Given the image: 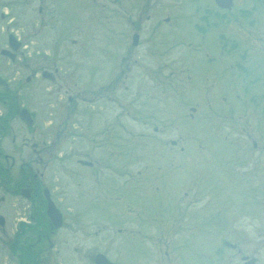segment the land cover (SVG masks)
Returning a JSON list of instances; mask_svg holds the SVG:
<instances>
[{"label":"rangeland","instance_id":"obj_1","mask_svg":"<svg viewBox=\"0 0 264 264\" xmlns=\"http://www.w3.org/2000/svg\"><path fill=\"white\" fill-rule=\"evenodd\" d=\"M94 1L0 0V75L9 81L11 94L15 95L19 105L27 107L40 125L50 124L54 129L52 132L57 133L68 128L67 122L71 124L68 120H78L77 126L81 129L93 120L90 124L92 130L97 128L93 133H97L102 128V120H129L128 107L124 103L133 97L140 98L136 103L138 107L142 109L143 106V112L139 109L135 114L136 120L148 125L132 127L136 135L140 133L132 142L138 145L135 155L133 151L129 152L125 142L120 143L116 152L120 168L132 162L137 166L116 171V175L112 170L104 169L102 177L100 172L77 163L82 153H76L74 157L72 152L70 157L67 151L71 141L72 145L81 142L87 152L95 147L94 155L109 146L96 148L90 139L92 136L83 140L80 135L76 141L62 135L56 136L50 145L47 141L49 148L46 150L43 145H34L36 141L30 135L33 130L18 115L10 119V129L2 140L4 152L18 163L28 162L40 180L55 189V198L62 210L80 214L81 223L91 224L93 234L100 227L105 228L97 235L85 237L82 228L77 231L79 226L72 227L70 244L60 252L63 259L69 264H94L95 253L102 251L116 264H243L244 256L257 257L264 264V57L257 61L263 71L257 91L261 99L258 107L252 109L251 95L242 89L231 88L228 73L218 74V81L199 75L192 58L202 55L205 40L191 32L189 20L183 22L180 19L165 24L167 31L157 34L161 44L150 50L153 59H147L148 65L139 59L135 70L129 69L120 76L128 79L124 84L127 87L120 85L118 98L114 93L110 96L112 99L107 98L110 93L107 92L105 98L110 104L105 108L103 103L107 100L102 101L100 85H110L116 75L108 74L109 69L107 66L102 68L100 60L105 58L106 65L111 64L114 51H128L130 40L126 37L132 30L114 17L112 8L100 11L92 5ZM237 2L259 7L253 12L255 23L249 24L253 28L244 35L252 53L256 54L252 44L254 39L262 43L258 53H264V0ZM162 3L170 9L174 4L185 8L190 2L162 0ZM172 10L178 12L181 9L175 7ZM9 34H16L24 44L15 61L1 54L2 49L9 48ZM154 34L155 31L145 30L143 50L153 45ZM182 57L184 59L180 60ZM145 66L149 69H144ZM45 69L54 74V82L42 76ZM191 69L198 78L192 75ZM28 77L30 81H27ZM8 109L0 102L1 114ZM51 127H46V134ZM155 127H163L165 134L157 136ZM245 132L249 139L245 138ZM96 138L102 139L101 136ZM172 139L185 145V155L191 158L188 163L200 174L201 190L198 188L194 203L198 217L207 219L216 214L221 220L225 216L223 231L212 226L207 235L188 236L178 232L176 217L180 195L171 184L164 185L162 180L155 178V175L160 178L173 171V184L176 182L179 159L176 151L179 147L171 144ZM255 142L257 148L251 146ZM39 157L42 160L38 162ZM109 158L113 159L112 156ZM161 164L163 171L157 167ZM145 165H148L147 169ZM189 169L193 171L191 167ZM99 180L107 181V185L117 181L120 192L115 194L107 185L103 192L98 191L102 190L98 186ZM164 180L171 181L167 176ZM131 184L133 189L136 186L145 188L138 189L136 197L140 199L130 206L127 197H134ZM68 188L73 191L71 195H66ZM117 196L122 198L117 200ZM184 202L187 206V200ZM29 203L20 196L7 194L0 187V215L7 220V225L0 224V264H15L4 245L8 234L11 237L15 229L17 213L28 211ZM155 208L160 209L159 215L168 214L169 219L163 226L167 232H159L155 228L157 224L149 228L141 221L130 219L126 224L134 230L132 235L117 233V228L111 226L115 219L124 221L131 213L153 215L151 210ZM193 239L197 241L194 248ZM223 239L237 244V249H226L224 255L216 257L212 249ZM74 247L78 250H72ZM166 250L168 255H165Z\"/></svg>","mask_w":264,"mask_h":264},{"label":"flooded vegetation","instance_id":"obj_2","mask_svg":"<svg viewBox=\"0 0 264 264\" xmlns=\"http://www.w3.org/2000/svg\"><path fill=\"white\" fill-rule=\"evenodd\" d=\"M231 1V6L222 7L217 0H189L190 3L185 8L183 6H180V4L172 5L173 8L177 7L181 9L178 12L172 10L173 8L167 9L165 3H162V0L94 1L95 4L93 2L92 5L98 7L100 11H102L103 8H112L111 12L115 14L114 17L122 20L123 24L128 25L132 30L131 35H129V37H126V39L130 40L128 51L124 50L122 53L114 51L112 53V59H110L112 60L111 64L108 63L106 65L105 58L100 60V62L102 63V68H106L107 66V68L109 69L108 74L116 75L112 81L110 80V85L106 87H102L100 85L102 101L106 99L105 96L107 95V92H110L108 93L107 98L112 99V97L110 96H112L113 93L116 94L118 98V90L120 89V85L121 87H124L126 80H128L125 78H121L120 76L123 73H126L129 69H132V71L135 70L133 68L136 66V63L137 61H139V59L146 62L148 65L147 59L152 58L150 50L152 51L153 47H157L161 44V38H157V34L163 33L162 31H167L164 25L173 24L181 21L180 19H183V22L189 20V25L191 26L190 30L193 34L196 33L197 35L202 36L205 40V45L201 49L203 52L202 55L195 57V59L192 58V63L194 61V63L196 64L199 75L203 77H209V79H211L210 77H213L214 81H218V74H221L223 72L228 73L229 86L231 85L230 87L233 89H242L244 92L249 93L251 95V102L253 103V107L250 108L256 109L261 99L260 95L258 94L260 90L258 81L260 75L263 73V71L259 69L257 61L260 57H264V53H258L262 48V43L255 41V39L252 44L253 47H255V49L253 48V50L256 52V54L252 53L248 38L244 35V33H246L248 29L253 28L250 27L249 24L253 25L255 23L256 19L255 16H253V12L258 11L259 7L254 5L243 6L241 4H238V0ZM183 14H185V16L182 17ZM147 29H150L151 32L155 31V34L153 35L154 40L152 41V46H150L146 50H143V35L145 34V30ZM136 36L138 38L137 41H135ZM155 38L157 40H155ZM183 59L184 58L182 57L180 60ZM161 62L164 64V67H167L166 63H164L163 61ZM146 66L144 67V69L146 68L148 70L149 67ZM159 67H162V64ZM163 70L164 69H162V71ZM191 70L193 72L192 75H195V77L198 78V76L194 73V70ZM159 71H161V69ZM55 72H58V69L55 68ZM28 80H30V78ZM126 87L127 86H125V88ZM195 87L196 91H199V87ZM138 99L140 98L133 97L132 99L127 100L128 103H124V105L128 107L126 113L128 114L127 118L129 120H102V128L99 129L97 133H93V130L97 128L94 127V129L92 130L91 124L93 123L91 122L93 120H89L90 122L86 123L82 129L77 126V123H79L78 120H68L71 122V124L67 122L68 128L64 129L63 131L60 130L57 133L52 132L54 131V129L50 124H48L46 127L51 128L49 129L47 134L45 133L46 127H44L43 124L40 125L35 120L33 132L30 133V135L36 141L34 143L35 146L43 145L46 150L49 148L47 146V141H49L48 145H50L52 143L51 141L53 139H56V136L61 137L62 135H65L67 137L69 136V139L73 138L72 140L76 141L79 140L80 135L81 137L83 136V140L92 136L93 138L90 139L93 140L92 142L94 146H96V148L104 149L103 147H109L105 151H100V153L94 155L95 152L93 153V149L95 147H92L90 152H87L84 150L81 142H77L76 144L72 145L71 141V145L69 147V150L67 151V155L71 157L73 152V155L75 157L76 153H82L80 155L81 157L77 159V163L79 165L84 166V168H90L100 172L99 176H102L104 169L112 170V174L116 175L122 168V166L120 168L119 155H117L116 153L118 148L120 147V143L125 142L129 146V152L132 153L133 151L132 154L135 155V153L138 151V145L133 144L132 142L135 140V138L138 137L140 133L136 135L132 127L135 128V125L143 127L148 126H144V121L139 122V120H136L138 119V117L135 114H137V112H139L140 110H142L143 112V106L141 109L140 106L138 107L136 105ZM106 100L107 103H103L105 108L110 104V100ZM121 107L124 108V106L122 105ZM57 129L59 130L60 127H57ZM78 130L80 131L78 132ZM154 133L157 136H162L163 134H165V130H163V127H155ZM98 136H101L102 139L96 138ZM246 136L247 135L245 132V138ZM140 137V139H143V136ZM3 138L4 137H0V171L6 174L8 173V176L0 175L1 178H4L3 181L5 182L4 186H0L3 187L7 194L11 196L18 193L17 189L19 185L22 186L21 188L30 186L33 189V197L29 200V210L17 213V217H15V229L13 230L11 237H9L8 234V238L5 241L4 248L8 252V257H11L15 264H69V262L63 259V255L60 252L64 249V246L70 244L72 227L79 226L76 228L77 231H79V228H82L81 231L84 233L83 236L87 237L89 236L88 234H93V232L90 231V229L92 228L91 224H86L85 222L81 223L80 214H68L67 212H63L62 224L59 228H56L55 224L47 213V201L44 195V189L48 186L46 187L42 180L37 179V174H33V176L30 174V171L34 170L33 167L28 164V162L26 163L25 160H22L18 163L14 157L4 152L1 143V140H3ZM247 138L249 139L248 136ZM170 142L174 147H179L178 151H176L179 157L178 164L176 165V182L175 184H173L174 175L171 174L173 171L169 174L165 173L164 175L167 176L168 180L171 181H163L164 176L159 178L155 175V178H158L159 181L162 180L161 183H163L164 185L171 184L172 189L175 190L176 188L178 191V195H180L177 205L178 214L176 217L178 222V232L183 234L186 233L188 236H197L200 233L201 235H207L212 226L216 228L215 230L220 229L221 231H223V229H225L226 227L227 220L225 216H222L221 220L217 218L216 214L207 219H201L198 217V213L194 207V203L199 191L198 188H200L201 190V187L198 183L200 181V174L188 163L191 158H188V156L185 155V152L187 150L185 145H180L178 140L174 139L170 140ZM53 143H57V141H54ZM244 145L248 147V144L244 143ZM251 146L257 148V142H255ZM105 154H107L108 157L105 156ZM85 156L89 158H82ZM110 156L113 157L112 160H110ZM186 157L188 158L187 161L185 160ZM52 159L53 158H51V160ZM41 160L42 159H40L39 157L37 161L39 162ZM33 163L36 164V162ZM135 166L137 165H135L134 162L130 163L127 166L123 165V167L127 169H131ZM162 166L163 164L158 165L157 167L159 168V170L163 171ZM26 167H29V169L25 170ZM145 167L147 169L148 165H145ZM189 167L192 168V172ZM184 170L186 171V173ZM14 171L17 172V175H15ZM116 171L118 172L115 173ZM9 174H11V176ZM160 176H162V174H160ZM9 179L12 181V183L9 182ZM26 179L31 180V183H27L28 185L23 184L27 182ZM110 182L111 185H107L105 184L107 183V181L104 182L99 180L98 186L100 185L102 190L98 191L103 192L104 186L106 187L107 185V188L110 191H114L115 194L119 193L120 191H117L118 187L116 186L117 181ZM141 184L143 183L141 182ZM130 186L131 190L134 191H132L134 195L133 198L127 197V199H129V205L131 206L132 204H137L136 199H140L136 197V192H138V189L142 190L145 187L136 186V188L133 189L132 184ZM48 188L50 190L52 200H57V197L55 198V189L51 187ZM157 189H159L158 186ZM68 191L69 192L66 195H71V193H73L71 189H69ZM101 192H98V194H102ZM118 197L122 198L121 196H117V200H119ZM58 200H60V198H58ZM185 200H187V206H185ZM2 201H4V198H2ZM56 203H58V201ZM136 210L137 208L135 209V211ZM158 210L160 209H152L151 213L153 215H138L137 212H135V214L131 213L130 217H128V219L124 221L115 219V223H113L111 226L117 228V233L126 234L127 236L132 235V232L134 230H130L129 227H127L128 225L126 224V222H129L130 219L133 222L141 221L140 223H143V225L149 228H153L152 226H155L157 224L155 228L159 232H167L163 229V226L169 219L167 217L168 214L159 215ZM76 216L78 217V219H75ZM77 220H80V223L77 222ZM71 222H74L77 225L72 224ZM1 225H7L6 217L4 218V223H1ZM101 229L102 228L100 227L97 232L101 231ZM138 232L141 233V230L139 229ZM96 233H94L93 235H95ZM200 237L201 236L197 238L200 239ZM195 240L196 239L192 240L193 248L196 247L197 241ZM220 242L221 243H219V246L217 244L218 247L215 245L212 249L213 254L216 257H219L220 254L224 255L226 253V249H237V244L235 246L228 245V240L226 239H223ZM198 243L197 245H199ZM72 250L77 251L78 247H74ZM168 254V250H166L165 255ZM258 263L263 264L259 258Z\"/></svg>","mask_w":264,"mask_h":264},{"label":"water","instance_id":"obj_3","mask_svg":"<svg viewBox=\"0 0 264 264\" xmlns=\"http://www.w3.org/2000/svg\"><path fill=\"white\" fill-rule=\"evenodd\" d=\"M218 3L222 6V7H226V6H231L232 1L231 0H217ZM137 36L135 37V41H137ZM10 46L12 47V49L14 51H18L21 47V43L16 40V38L11 35L10 36ZM2 54L3 55H7L9 56L12 60H15L16 58V54L12 53L10 50H2ZM51 74L48 71L44 72V76H50ZM7 82L6 80H4L2 77H0V87L6 88L7 87ZM20 117L22 120L26 121L27 124L31 125L33 123V118L29 112L28 109L26 108H22L19 111ZM31 188H23L21 190V194L25 197H31ZM45 194L48 198V214L51 217V219L53 220V222L55 223L56 227H59L62 224V213L58 210V208L56 207V205L52 202V200L50 199L49 196V191L46 189L45 190ZM4 222V217H1V223ZM244 264H257V258H251L249 259L248 257H244ZM95 264H115L112 261H110L108 259V257L102 253H99L95 256Z\"/></svg>","mask_w":264,"mask_h":264},{"label":"trees","instance_id":"obj_4","mask_svg":"<svg viewBox=\"0 0 264 264\" xmlns=\"http://www.w3.org/2000/svg\"><path fill=\"white\" fill-rule=\"evenodd\" d=\"M12 94L11 92L9 91H0V101L2 102H11L12 101ZM11 99V100H9ZM17 113V106H16V103L13 101L12 103H10V107H9V110L6 114H4L3 116L0 117V137L4 136L5 133H7L8 129H9V126H10V122H11V118L16 115ZM1 165V163H0ZM6 176L7 174L4 173V172H1L0 171V175H3ZM0 179L3 181L4 178L0 177ZM10 182V181H9ZM25 183H31L29 180ZM18 191V189H17ZM45 209V208H44Z\"/></svg>","mask_w":264,"mask_h":264}]
</instances>
